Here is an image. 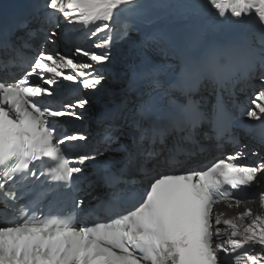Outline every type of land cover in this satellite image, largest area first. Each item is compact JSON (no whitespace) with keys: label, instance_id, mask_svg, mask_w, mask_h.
I'll return each mask as SVG.
<instances>
[{"label":"snow or ice","instance_id":"obj_1","mask_svg":"<svg viewBox=\"0 0 264 264\" xmlns=\"http://www.w3.org/2000/svg\"><path fill=\"white\" fill-rule=\"evenodd\" d=\"M205 6L214 9L222 21L242 20L260 30V48L245 43L244 55L264 66V0H205ZM34 8L38 21L59 27L57 21L63 19L66 35L67 29L83 31L90 25L94 27L88 28L92 37L106 35L92 43L93 50L75 47L72 55H53L41 45L23 77L11 82L0 80V203L5 205L0 214V264H224L225 255L232 257L233 264H264V213L254 214L249 208L237 217L222 219V214L214 212L218 201L239 207L242 200L238 194L245 189L255 190L264 209V183L258 178L264 175V159L255 166H239L234 161L241 152L219 159L202 171L163 175L142 193L124 189L127 197L121 193L109 199L112 215L107 222L76 227L78 222L83 223L79 214L85 211L84 202L68 196V192L78 189L86 162L95 163L102 152L96 149L91 155H66L82 149L87 137L66 134L59 127L61 118L80 119L77 109L84 110L89 101L81 98L62 103L58 99L59 85L68 81L95 90L106 79L98 69L115 59L110 22L116 23L120 12L138 11L142 5L139 0H44L43 4L37 0ZM16 23L27 27L28 19ZM129 30L130 26L124 25L122 35L128 36ZM37 34L55 43L51 39L54 31L40 27L28 32L33 38ZM142 56L144 67L132 73L122 92L144 81L155 88L161 86L155 79L158 66ZM81 58L87 62H78ZM30 77L39 82L31 83ZM260 79L264 83V75ZM126 107L127 98L107 110L113 124ZM141 115L152 119L154 125L159 121L150 105ZM244 115L264 124V87L253 94ZM204 119L198 110H191V131ZM224 134L225 130H218L217 140L222 142ZM113 139L106 133L100 142L107 145ZM189 140L195 143L191 133ZM259 142L264 145V136ZM154 155L143 154L139 171L145 177L154 170L147 167ZM177 155L170 153L165 163L177 162ZM46 161H54L55 166ZM73 163L80 166H70ZM128 170L127 164L118 170V182L128 183L123 180ZM69 200L70 207H60ZM226 229L231 230L230 237L219 242ZM244 245L248 250L233 255ZM257 248L259 251H252Z\"/></svg>","mask_w":264,"mask_h":264},{"label":"bare ground","instance_id":"obj_2","mask_svg":"<svg viewBox=\"0 0 264 264\" xmlns=\"http://www.w3.org/2000/svg\"><path fill=\"white\" fill-rule=\"evenodd\" d=\"M139 2L142 5L140 10L120 12L116 17V23L110 22L115 59L107 68L98 69L119 86L124 85L123 75L131 67L132 60L143 58L142 54L146 55L148 45L145 44L150 39H162L165 43L185 46L193 42L198 34L214 25H219L221 32L224 35L229 34V37H240L246 31L258 29L242 20L218 19L215 10L205 6V0H139ZM129 19L133 21L128 22ZM124 25L130 26L126 37L122 35ZM105 35L106 32L102 33L98 41L104 39ZM82 61L87 62L83 59ZM102 99H106V95L102 96ZM99 100H90L95 101L91 104L95 114L102 111L100 104L96 103ZM121 142H125L124 136H121ZM249 208L254 214L261 210L256 203L248 205L245 209ZM232 211L228 208L223 209L225 216L222 219H226ZM245 221H250V218Z\"/></svg>","mask_w":264,"mask_h":264}]
</instances>
